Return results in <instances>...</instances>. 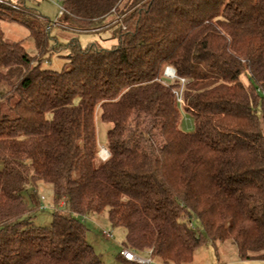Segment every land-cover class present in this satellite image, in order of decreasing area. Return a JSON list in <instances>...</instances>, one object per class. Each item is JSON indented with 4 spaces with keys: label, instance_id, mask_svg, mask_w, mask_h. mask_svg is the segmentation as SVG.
I'll return each instance as SVG.
<instances>
[{
    "label": "trees",
    "instance_id": "16d2710c",
    "mask_svg": "<svg viewBox=\"0 0 264 264\" xmlns=\"http://www.w3.org/2000/svg\"><path fill=\"white\" fill-rule=\"evenodd\" d=\"M23 2L0 0V22L28 28L37 51L0 23V264H101L81 218L105 210L122 250L162 264L191 263L199 229L264 261V0H65L64 47ZM104 30L110 48L78 45ZM64 48L68 65L43 67ZM96 114L110 125L106 160Z\"/></svg>",
    "mask_w": 264,
    "mask_h": 264
},
{
    "label": "rangeland",
    "instance_id": "374dc122",
    "mask_svg": "<svg viewBox=\"0 0 264 264\" xmlns=\"http://www.w3.org/2000/svg\"><path fill=\"white\" fill-rule=\"evenodd\" d=\"M16 3L19 0H1ZM26 8L36 11L46 21L50 22L51 36L57 41L66 46L74 35L59 29L55 23L59 19L61 6L65 0H23ZM17 4V3H16ZM15 7L18 6L14 5ZM14 7V8H15ZM18 17L19 14H16ZM1 27L7 41L20 42L24 48L32 55H36L35 41L30 30L25 26L17 23L1 21ZM78 45L84 50L91 46L101 48H110L116 43L109 30L101 32H83L76 35ZM54 40L51 39L49 45L52 48ZM62 47V48H63ZM69 54L66 48L60 52H49L46 54L43 61V67L54 71H60L69 63ZM244 79V78H243ZM246 82V79H244ZM97 144L100 149L99 156L102 160L109 157V152L106 150L107 129L110 125L104 123L95 115ZM181 127L184 131H193L195 129L193 118L184 110L181 109ZM35 193L41 198L42 203L49 208L55 205L54 188L50 183L40 181L35 189ZM28 198V195H25ZM41 213L38 215L37 223L48 225L51 222V213L47 211L40 219ZM88 229L86 239L91 244L95 251L101 256V264H122L117 256L122 250L125 241V229L121 226L114 227L109 219L108 210L101 213H90L81 218ZM202 237L205 242L196 249L194 257L189 264H264V261L252 260L241 261L235 247L230 241L213 243L204 232ZM110 236V237H109ZM146 260H151V264H162L160 260L152 259L148 254L140 255Z\"/></svg>",
    "mask_w": 264,
    "mask_h": 264
},
{
    "label": "built area",
    "instance_id": "2783aa9c",
    "mask_svg": "<svg viewBox=\"0 0 264 264\" xmlns=\"http://www.w3.org/2000/svg\"><path fill=\"white\" fill-rule=\"evenodd\" d=\"M64 12L63 8L61 7L60 15ZM165 76L170 78V79H175L176 78V72L173 68L167 67L165 70ZM184 82V80H182ZM177 95V100L180 103L182 101L181 99V93H176ZM110 237V236H109ZM121 255L129 262H134L138 264H151V260H146L142 258L140 255H137L133 253L130 250L123 249L121 251Z\"/></svg>",
    "mask_w": 264,
    "mask_h": 264
}]
</instances>
